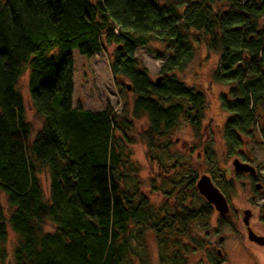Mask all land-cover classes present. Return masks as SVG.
<instances>
[{"label":"trees","instance_id":"16d2710c","mask_svg":"<svg viewBox=\"0 0 264 264\" xmlns=\"http://www.w3.org/2000/svg\"><path fill=\"white\" fill-rule=\"evenodd\" d=\"M224 2L226 10L214 4ZM220 52L215 82L231 85L221 96L229 114L223 125L228 156H237L242 137L251 138L264 115V0H0V190L14 207L7 218L0 204V244L9 222L20 236L15 264H130L133 232L160 236L168 223L210 216L211 204L184 208L154 220L147 200L123 191L120 115L74 107L71 50L89 58L116 44L114 76H127L136 94L134 115L147 116L150 149L183 117L202 128L206 96L175 74L194 55V46ZM164 43L169 56L161 81L135 57V48ZM44 125L32 137L19 78ZM122 129V128H121ZM264 146V128L261 130ZM48 171L49 201L39 174ZM50 221L53 232H45ZM221 226L230 219L219 217ZM2 259L6 252L0 251Z\"/></svg>","mask_w":264,"mask_h":264},{"label":"rangeland","instance_id":"374dc122","mask_svg":"<svg viewBox=\"0 0 264 264\" xmlns=\"http://www.w3.org/2000/svg\"><path fill=\"white\" fill-rule=\"evenodd\" d=\"M162 2L164 0H161ZM198 1V0H193ZM217 10H226L224 2L214 4ZM194 46V55L181 70L175 71L179 80L195 87L206 96V113L201 130H195L183 117L168 136L156 140L150 149L145 133L149 128L147 116L136 118L134 101L136 94L127 88L129 77L114 76L111 63L117 45L104 43V49L89 58L76 49L70 51L74 65V107L101 111L110 104L120 115L116 136L121 139L123 163L119 167V182L123 191L134 193L137 199L144 197L154 220L164 218L184 208L199 209L210 204L198 191V179L207 174L213 184L227 199L229 212L224 215L230 225L219 224L220 213L213 207L210 216L199 217L185 224L168 223L160 236L147 231L140 239L133 232L130 264H264V245L248 239L243 223L244 210L253 212L250 226L258 235L264 236V146L261 130L264 115L251 138L242 137L243 147L237 156H228L223 140V125L229 114L222 107L221 96L229 93L231 85L215 82L212 73L219 64L220 52L208 48V39ZM169 52L164 43L150 42L149 48L138 46L135 57L144 65L155 80L161 76V67ZM29 73L18 81L23 95L25 118L31 123L32 137L44 125V118L31 103L28 90ZM239 158L256 168L255 174L237 173L233 160ZM49 201V172L39 174ZM260 185V187H258ZM0 204L7 218L14 207L6 194L0 190ZM8 240L0 244V264H15L14 250L20 236L12 231L9 222ZM55 226L47 221L45 232H53Z\"/></svg>","mask_w":264,"mask_h":264},{"label":"water","instance_id":"95a60500","mask_svg":"<svg viewBox=\"0 0 264 264\" xmlns=\"http://www.w3.org/2000/svg\"><path fill=\"white\" fill-rule=\"evenodd\" d=\"M161 77L156 78V82L159 83ZM130 89V85H127ZM234 170L237 173H250L255 174L256 168L249 164L241 161L239 158L233 160ZM196 187L201 195L220 213L221 216L226 215L229 212V206L227 199L220 192V190L213 184L211 178L207 174H203L197 181ZM260 187V185H258ZM243 223L247 227L248 239L259 245H264V236L255 233L250 226V218L253 212L250 209L244 210Z\"/></svg>","mask_w":264,"mask_h":264},{"label":"flooded vegetation","instance_id":"af4514ba","mask_svg":"<svg viewBox=\"0 0 264 264\" xmlns=\"http://www.w3.org/2000/svg\"><path fill=\"white\" fill-rule=\"evenodd\" d=\"M253 175V174H252Z\"/></svg>","mask_w":264,"mask_h":264}]
</instances>
